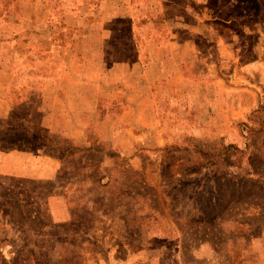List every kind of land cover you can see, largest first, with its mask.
I'll return each mask as SVG.
<instances>
[{
	"label": "rangeland",
	"instance_id": "rangeland-1",
	"mask_svg": "<svg viewBox=\"0 0 264 264\" xmlns=\"http://www.w3.org/2000/svg\"><path fill=\"white\" fill-rule=\"evenodd\" d=\"M108 1L107 62L173 70L158 83L156 107L140 110L159 124L141 127L145 139L125 142L126 154L107 166L98 156L55 173H38L28 156L11 160L13 173L1 163L0 264H264V0ZM98 6L93 0L92 22ZM122 9L133 19L111 17ZM150 53L187 62L177 70ZM83 141L71 146L43 128L0 121L2 151L35 155L54 145L70 149L59 152L66 161Z\"/></svg>",
	"mask_w": 264,
	"mask_h": 264
},
{
	"label": "crops",
	"instance_id": "crops-1",
	"mask_svg": "<svg viewBox=\"0 0 264 264\" xmlns=\"http://www.w3.org/2000/svg\"><path fill=\"white\" fill-rule=\"evenodd\" d=\"M2 1L7 5L0 14V121L43 128L49 137L71 146L84 140L87 147L69 151L66 161L60 159L59 152L70 149L59 150L54 145L53 150L46 151L48 153L35 155L13 147L0 149L4 172H15L11 160H21L24 156L37 161L38 173L43 169L55 173L71 159L89 166L93 156L101 157L98 165L107 166L109 156L126 154L125 142L145 139L141 127L152 129V125L159 124L153 116L142 119L140 110L156 107L153 94L159 91L161 84L158 83L162 78L170 79L173 70L171 66L157 63L133 68L136 64L132 62H107L105 26L109 21L103 15L114 10L108 0H95L101 14V19L95 22L87 19L93 0ZM57 3L59 8L55 6ZM81 13L82 19L76 17ZM124 13L122 9L120 14L111 17L133 19ZM130 25L133 30V21ZM246 27L249 26L244 25ZM181 29L188 31V28ZM166 35L169 38L161 44L163 47L172 43V35ZM132 38L137 43L134 35ZM183 44L185 42L177 45ZM161 45L152 44L151 47L162 49ZM158 54H148V60L164 59L168 65L174 61L177 70L187 62L184 54ZM134 60L140 62V55ZM251 71L252 67H247L250 76ZM259 76H263L262 70ZM96 145L105 150L95 152ZM60 211L57 210V215H61ZM261 261L257 264H263Z\"/></svg>",
	"mask_w": 264,
	"mask_h": 264
},
{
	"label": "trees",
	"instance_id": "trees-1",
	"mask_svg": "<svg viewBox=\"0 0 264 264\" xmlns=\"http://www.w3.org/2000/svg\"><path fill=\"white\" fill-rule=\"evenodd\" d=\"M245 10V11H244ZM242 12H243V14H245L246 12H247V9H244ZM246 16V15H245ZM244 16V17H245ZM246 26V25H245ZM4 149V148H3ZM255 156H257L256 154H255ZM252 182V181H251ZM251 184H254V183H251Z\"/></svg>",
	"mask_w": 264,
	"mask_h": 264
}]
</instances>
